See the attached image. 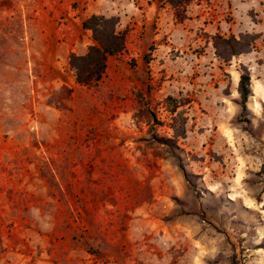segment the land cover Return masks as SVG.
Wrapping results in <instances>:
<instances>
[{
  "label": "rangeland",
  "instance_id": "rangeland-1",
  "mask_svg": "<svg viewBox=\"0 0 264 264\" xmlns=\"http://www.w3.org/2000/svg\"><path fill=\"white\" fill-rule=\"evenodd\" d=\"M93 13L126 49L82 86ZM0 264H264V0H0Z\"/></svg>",
  "mask_w": 264,
  "mask_h": 264
},
{
  "label": "trees",
  "instance_id": "trees-1",
  "mask_svg": "<svg viewBox=\"0 0 264 264\" xmlns=\"http://www.w3.org/2000/svg\"><path fill=\"white\" fill-rule=\"evenodd\" d=\"M175 10V15L179 21L186 18L187 7L194 0H164ZM120 19L118 17H106L92 15L82 22L85 30L92 32L94 45L88 48L83 55L71 54L70 66L75 72V79L79 85L94 86L97 85L105 76L110 57L121 55L126 49V31L119 29ZM246 38L241 36L236 38L232 35L229 38L217 36L215 41L216 48L225 47V55L233 58L246 53L251 48L250 45L242 41ZM238 92L241 98V105L244 110L247 108L249 99L253 96L251 86V75L249 70L243 69L240 76ZM183 132L181 136H184Z\"/></svg>",
  "mask_w": 264,
  "mask_h": 264
},
{
  "label": "crops",
  "instance_id": "crops-1",
  "mask_svg": "<svg viewBox=\"0 0 264 264\" xmlns=\"http://www.w3.org/2000/svg\"><path fill=\"white\" fill-rule=\"evenodd\" d=\"M153 8H154V5H149L148 9L139 10V12L146 11L147 15H150L152 13ZM93 14L99 15L101 13H93ZM158 14L161 16V20H163V17H164V14H165V9H162V8H161V10L158 9ZM102 15H104V14H102ZM138 23H140L139 20H138ZM136 28H138V26H136Z\"/></svg>",
  "mask_w": 264,
  "mask_h": 264
}]
</instances>
